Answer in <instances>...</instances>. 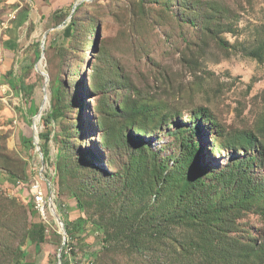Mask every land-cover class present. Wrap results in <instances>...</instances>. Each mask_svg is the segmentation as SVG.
<instances>
[{"label":"rangeland","instance_id":"obj_1","mask_svg":"<svg viewBox=\"0 0 264 264\" xmlns=\"http://www.w3.org/2000/svg\"><path fill=\"white\" fill-rule=\"evenodd\" d=\"M25 3L45 15L29 26L31 43H22L25 52H37L30 65L0 75V264L12 263L32 222H46L30 199L41 175L70 231L72 259L166 264L170 239L156 245L147 228L136 240L141 219L151 221L169 202L154 203L152 171L129 163L130 152L143 145L172 167L193 143L208 175L264 153V0H0V29ZM75 3L84 7L77 12L79 40L70 43V16L57 21L53 11ZM6 8L13 9L1 21ZM58 78L64 95L46 157L42 117L52 109ZM22 80L33 87L22 97L3 87ZM127 101L130 110L115 108ZM195 125L199 132L191 131ZM46 214V242L40 251L27 246L24 264H60V255L64 262L60 225L50 208ZM239 222L240 234L264 239L262 214L249 212Z\"/></svg>","mask_w":264,"mask_h":264},{"label":"trees","instance_id":"obj_2","mask_svg":"<svg viewBox=\"0 0 264 264\" xmlns=\"http://www.w3.org/2000/svg\"><path fill=\"white\" fill-rule=\"evenodd\" d=\"M72 7L73 5L63 6L53 11V19L57 21H64L70 16L66 23H70L71 31L64 37V40L70 43L79 40L81 16L77 12L82 10L84 5H79L74 13ZM59 50L65 57V46L59 47ZM64 63L71 68L69 60L64 58ZM63 85L64 82L60 78L54 81L52 109L42 117L48 129L41 135L46 157L49 156L50 125L56 114L61 112ZM12 86L19 89L18 94L22 90L30 93L33 89L32 86H25L23 80L19 85ZM124 106L115 108H132L128 101ZM32 108L34 113H38L39 109ZM199 128V125H195L191 131L199 132ZM245 138L249 144L254 143L253 136L247 135ZM24 141L27 142V139L24 138ZM194 145H188L193 149H188L172 167L159 160L156 153L143 149V145H139L141 149H133L132 153L130 152L129 163L138 164V169L152 171L156 182V187L153 188L154 203L159 204L163 200L169 202L167 209L154 216L151 221L141 219L136 241L146 235L147 228L151 229L152 238H156V245L160 246L164 239H170L172 245L167 255L169 257L165 259L166 264H264V239L261 241L250 233L240 234L239 222L249 212H258L264 218V173L259 177L255 173V169L264 167V153L261 151L256 156L247 155L241 161H234L226 168L212 171L208 175V171L197 158L199 147ZM205 173L207 177H204ZM132 177L135 179V176ZM30 199L35 206L31 190ZM36 211L39 212L37 208ZM82 221L83 218H80L79 222ZM46 224L32 222L27 227L11 264H24L26 248L31 244H36L38 250H41L40 245L46 242ZM67 231L72 238L68 228ZM137 246L138 251L145 249L141 243ZM66 257L69 258L63 252V264H67Z\"/></svg>","mask_w":264,"mask_h":264},{"label":"crops","instance_id":"obj_3","mask_svg":"<svg viewBox=\"0 0 264 264\" xmlns=\"http://www.w3.org/2000/svg\"><path fill=\"white\" fill-rule=\"evenodd\" d=\"M41 4L43 5L42 2ZM13 8L4 9V15L2 16L1 21H3L7 12ZM17 8H20V10L16 20L10 22V27L7 28V30L0 29V75L8 71L11 72L13 69L17 70L19 68L18 66H22V68L29 66L30 59L34 54H37L35 50L25 52L24 47L26 46L23 45V47L22 43H31L32 35L29 36L30 38H28L27 35L29 34V30H31L29 26L31 24L33 25V23L36 24L41 18H43L45 13L43 10L39 13V9L31 10V8L28 7V3H25L24 7H21L20 5L17 6ZM15 15L16 13H12L11 15H8L6 19L9 20L10 16L12 17ZM9 83H5L3 87H8L9 90H13V86ZM0 106H2L1 103Z\"/></svg>","mask_w":264,"mask_h":264},{"label":"built area","instance_id":"obj_4","mask_svg":"<svg viewBox=\"0 0 264 264\" xmlns=\"http://www.w3.org/2000/svg\"><path fill=\"white\" fill-rule=\"evenodd\" d=\"M7 30V28H5ZM21 97L23 96L22 93L20 94ZM40 149V147H38V150ZM45 181H47V179L41 175L38 176L36 178H34L32 180L31 186H30V190L31 193L33 195V201L35 203V207L37 208V210L43 215L45 221L47 224H51L50 220L48 219V216H46L48 208L51 209V203L53 202V199L50 197V199H48V191L47 188L45 186ZM49 185L52 186V184L49 182ZM53 195V193H52ZM54 203V202H53ZM62 234V232H61ZM63 236V234H62ZM64 247H66V253L69 257V264H80L77 259H72L71 255H72V246H71V238L69 237V235H67V239L64 240L63 243Z\"/></svg>","mask_w":264,"mask_h":264},{"label":"water","instance_id":"obj_5","mask_svg":"<svg viewBox=\"0 0 264 264\" xmlns=\"http://www.w3.org/2000/svg\"><path fill=\"white\" fill-rule=\"evenodd\" d=\"M78 4H79V3H75V4H74L73 12L76 10ZM44 43H45V41H43V43H42V47H43V49H44ZM41 73H43L46 77H48V75H47L46 73H44L43 71H41ZM41 111H42V109H40V112H39V115H40V116H41ZM41 155H42V158H44L43 153H41ZM51 212L53 213V215H54L56 221H57V222L59 223V225H60L61 232H62V234H63V239L66 240V239H67V235H68V232H67L66 226H65V224H64V222H63V220H62V218H61V217L59 216V214L57 213V211H56V207H55V205H54L53 202L51 203ZM61 251H62V249H61ZM60 264H62L61 255H60Z\"/></svg>","mask_w":264,"mask_h":264},{"label":"bare ground","instance_id":"obj_6","mask_svg":"<svg viewBox=\"0 0 264 264\" xmlns=\"http://www.w3.org/2000/svg\"><path fill=\"white\" fill-rule=\"evenodd\" d=\"M48 101H49L48 97L45 98L44 103H43L42 110H44V109L46 108V106H47V104H48ZM39 118H40V116L37 117V119H36V123L38 122ZM91 261H92V260H91ZM90 263H91V262H90Z\"/></svg>","mask_w":264,"mask_h":264}]
</instances>
